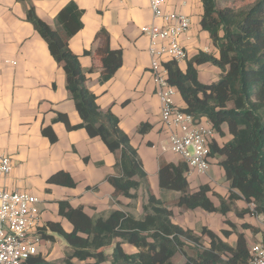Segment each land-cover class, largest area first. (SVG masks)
Returning <instances> with one entry per match:
<instances>
[{"label":"crops","instance_id":"obj_1","mask_svg":"<svg viewBox=\"0 0 264 264\" xmlns=\"http://www.w3.org/2000/svg\"><path fill=\"white\" fill-rule=\"evenodd\" d=\"M71 2L83 12V28L69 39V49L79 57L87 87L97 96L98 106L103 111L110 110L130 137L143 162L152 193L173 212L172 222L198 235L206 227L235 247L237 234L225 223L230 221L245 235L249 248L264 241V226L254 216L263 217L252 213L239 216L245 209H252L251 205L237 201L226 217L202 209L184 210L176 205L179 193L162 191L160 187V159L175 165L185 161L179 154L163 150L169 146L174 130L163 123L161 103L150 71L151 41L141 32L144 26L162 24L161 20H155L149 0H30L29 4L0 0V153L11 159L14 168L9 176L0 177V190L28 192L38 197L43 228L48 222H55L67 232L73 230L71 223L59 213L60 201H68L75 209L82 208L92 218L107 217L113 210L124 211L136 219L145 215L143 207L148 203V195L144 188L132 191L137 194L136 200L122 195L115 197V188L107 179L118 174L117 157L102 139L92 138L84 128L78 127L83 121L67 90L65 71L27 19V9L32 5L37 16L55 28L59 13ZM165 11L180 12L191 20L189 31L181 38L187 52V59L178 63L182 71H186L188 61L200 52L218 55L210 34L201 27L204 14L201 0H170ZM106 49L121 51L122 65L111 80L101 83ZM197 69L203 83L216 82L220 77V70L212 64ZM175 103L186 108L179 94ZM60 114L66 115L70 125L76 128L68 129L59 120ZM144 125L148 127L140 132ZM45 128L56 135L55 143L43 134ZM224 130L227 132V128ZM215 139L224 144L232 137L216 135ZM218 163L219 159H215L205 174L190 169L187 173L191 191L210 186L209 197L216 206L220 200L214 194L229 196V182ZM59 173L67 174L75 186L49 183ZM247 222L260 231L255 234L245 229ZM223 231L233 233L227 238ZM47 234L54 240L44 241L41 254L48 261L62 259L68 250L67 243L51 231ZM205 240L208 241L206 237ZM114 247L113 244L102 250L111 256ZM123 249L129 254L138 252L130 244H123ZM173 262L185 264V258L177 254Z\"/></svg>","mask_w":264,"mask_h":264},{"label":"trees","instance_id":"obj_2","mask_svg":"<svg viewBox=\"0 0 264 264\" xmlns=\"http://www.w3.org/2000/svg\"><path fill=\"white\" fill-rule=\"evenodd\" d=\"M16 1L30 3V0ZM201 1L204 7L201 27L210 34L218 55L200 52L188 61L185 72L176 62L165 66L170 84L186 104L184 111L196 119L209 121L216 135L232 137L224 144H219L215 137L210 145L212 163L219 159L218 164L229 182V196L214 194L220 200L216 206L209 197L210 186L191 191L185 162L175 165L163 159L159 163L160 187L162 191L179 193L176 205L184 210L202 209L226 217L237 201H243L252 209H245L239 213L240 217L252 213L264 219V0H256L243 9L220 7L222 2L242 0ZM82 13L74 2L69 3L59 13L53 28L29 5L27 19L65 71L67 90L83 121L78 127L84 128L90 137L102 139L117 157L118 174L107 179L115 188V197L122 195L136 200L137 194L132 191L144 188L148 203L143 207L145 215L136 219L120 210L111 211L107 217L92 218L82 208L75 209L68 201H60L59 213L71 223L73 230L67 232L60 223L48 222L41 232L47 241L54 240L48 231L60 236L68 250L60 261H48L39 254L27 264H175L173 258L177 254L185 258V264H250L249 246L243 233L236 231L238 240L233 247L206 227L200 229V235L184 229L172 222L173 212L152 193L137 149L120 128L119 119L110 110L103 111L98 106L97 96L87 87L79 57L69 49V39L83 28ZM102 63L100 81L106 83L121 67L122 52L106 49ZM206 63L220 70L216 82L206 84L199 80L197 67ZM59 120L68 129L76 128L70 125L66 115L60 114ZM147 127L142 126L139 131L144 132ZM43 134L51 142L57 141L51 129H43ZM49 183L75 186L65 173L52 176ZM225 223L233 231L236 228L230 221ZM243 227L259 232L248 224ZM232 233L223 231L227 238ZM113 244L112 255H106L102 249ZM123 244L134 246L138 252H125ZM191 247L194 255L188 253Z\"/></svg>","mask_w":264,"mask_h":264},{"label":"built area","instance_id":"obj_3","mask_svg":"<svg viewBox=\"0 0 264 264\" xmlns=\"http://www.w3.org/2000/svg\"><path fill=\"white\" fill-rule=\"evenodd\" d=\"M170 0H149L155 23L141 28L151 41L150 71L156 85V95L161 103L162 120L173 129L168 147L179 154L190 170L205 174L212 165L210 145L216 131L207 120H199L186 113L175 103L178 94L168 78L166 63H181L187 59V52L181 38L189 31L191 20L180 12H166ZM11 159L0 153V177L13 172ZM40 199L28 192L0 190V264H27V261L41 254L42 213ZM250 264H264V241L249 248Z\"/></svg>","mask_w":264,"mask_h":264},{"label":"rangeland","instance_id":"obj_4","mask_svg":"<svg viewBox=\"0 0 264 264\" xmlns=\"http://www.w3.org/2000/svg\"><path fill=\"white\" fill-rule=\"evenodd\" d=\"M255 1H256V0H242V1L226 2V3L222 2V3L220 4V7L223 8V7L228 6V7H234V8H241V9H243V8H246V7H248L249 5L253 4ZM250 217H253V216H250ZM250 217H247V218H250ZM254 218L257 220V222L259 223V225H261L262 227L264 226V221H263L262 218L259 219V218L256 217V216H254ZM245 224L250 225L248 222L245 223ZM250 226H251L253 229L260 231V228L257 229L256 227H254V226H252V225H250ZM229 227H231V226H229ZM235 227H236V226H235ZM231 228H232V227H231ZM232 229H233V228H232ZM234 231H235V233H236V231H238L237 227L234 228ZM251 231H253V230H251ZM252 233H255V232H252ZM255 234H256V233H255ZM261 237H262V235L260 234V235H258L257 238L260 240ZM188 253H189L190 255H194V254H195V250H194V248H193V249H192V247H191V248H188ZM45 255L47 256V254H45ZM56 261H60V260H56ZM78 264H84V263H80V262H78Z\"/></svg>","mask_w":264,"mask_h":264}]
</instances>
